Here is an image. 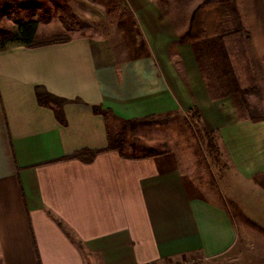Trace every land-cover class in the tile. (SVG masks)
<instances>
[{
    "label": "crops",
    "instance_id": "obj_1",
    "mask_svg": "<svg viewBox=\"0 0 264 264\" xmlns=\"http://www.w3.org/2000/svg\"><path fill=\"white\" fill-rule=\"evenodd\" d=\"M203 1L97 0L120 10L106 33L0 50V264H264V236L235 223L210 176L173 149L66 159L106 150L110 118L183 117L197 107L201 128L216 133L222 197L264 227L255 181L264 175V121L254 120L264 117V0H237L250 40L225 47L248 110L231 80V95L210 89L196 45L180 43ZM37 86L84 104L64 107L63 126L39 105Z\"/></svg>",
    "mask_w": 264,
    "mask_h": 264
},
{
    "label": "rangeland",
    "instance_id": "obj_2",
    "mask_svg": "<svg viewBox=\"0 0 264 264\" xmlns=\"http://www.w3.org/2000/svg\"><path fill=\"white\" fill-rule=\"evenodd\" d=\"M207 1L220 3L226 0H204L200 4ZM97 3V0H0V32L9 33L6 36L0 34V50L19 44L22 35L25 39L29 38L28 34H23L20 30V24L23 22L36 24V43L61 34L80 37L106 33L109 27L114 26L120 10L115 5L104 9ZM245 41L247 40L244 36L231 34L225 38L224 47L228 44L231 48H236L243 42L246 44ZM226 50L217 38H208L195 46L199 65L210 89L231 95L228 73L232 69V64ZM160 118L156 122L139 123L134 127L110 118V130L114 135L125 131L126 156L151 157L173 149L202 180L210 176V185L214 187L213 181L217 180L213 173L223 164L220 162L219 150L213 151L204 141L205 133L201 124L188 120V115L183 117L168 115ZM260 217L264 220V211L260 213ZM233 221L246 226L236 215ZM259 226L262 227L261 224ZM155 264L209 263L196 259L180 263L171 261Z\"/></svg>",
    "mask_w": 264,
    "mask_h": 264
},
{
    "label": "trees",
    "instance_id": "obj_3",
    "mask_svg": "<svg viewBox=\"0 0 264 264\" xmlns=\"http://www.w3.org/2000/svg\"><path fill=\"white\" fill-rule=\"evenodd\" d=\"M3 1V0H2ZM35 26V27H34ZM20 30L23 34H28L29 38L25 39L24 35L19 40V44L26 46L30 49L61 45L71 42V37L67 34L56 35L51 37L43 42L36 43L35 35H36V24L33 22H23L20 24ZM1 35L6 36L8 32H0ZM231 34H238L244 36L246 40H250V33L245 28L242 20V15L239 10L237 0H226L220 3H212L210 1L204 2L194 10L192 13L189 31L180 39L181 44L185 45H197L199 43L204 42L208 38H217L220 41L223 49L224 40L226 37ZM228 77L232 81L233 89L237 97L239 98L240 105L248 110V102L246 100V93L241 90L240 85L232 71L228 73ZM36 98L41 107H45L51 109L55 112L57 120L63 125L66 126V120L64 117L63 109L67 104L75 103V104H84V102L80 99L76 100H67L64 98L57 97L50 93L44 86H37L35 89ZM102 107L94 106L93 110L96 114H100L102 112ZM188 120H193L197 124H202V116L197 107L191 108L188 111ZM161 119L158 116H148L141 119H135L131 121L125 122L127 125L135 126L137 124L142 123H150L156 122V120ZM256 122L264 121L263 118L254 119ZM158 122V121H157ZM204 141L207 142V145L213 151L218 152V147L215 143L216 133L204 131ZM108 139L109 146L106 150L101 151H93L84 149L81 150L69 158L67 160H79L84 163H91L99 154L107 151H117L123 158L128 159H136L137 157H128L125 154V141H126V133L123 131L122 133L114 135L110 128H108ZM213 179V178H212ZM256 183L264 189V175L258 176L255 179ZM214 188L218 192L219 198L225 203V207L229 212L232 219L234 215L239 220H242L243 223L250 229L258 232L259 234L264 235V229L259 225L255 224L251 220H249L246 215L233 203H226L224 198L222 197L218 183L213 181ZM61 226L62 224L59 223ZM165 262H171L170 260H166Z\"/></svg>",
    "mask_w": 264,
    "mask_h": 264
}]
</instances>
